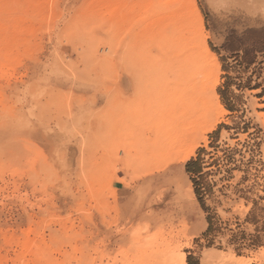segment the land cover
I'll list each match as a JSON object with an SVG mask.
<instances>
[{"label":"rangeland","instance_id":"obj_1","mask_svg":"<svg viewBox=\"0 0 264 264\" xmlns=\"http://www.w3.org/2000/svg\"><path fill=\"white\" fill-rule=\"evenodd\" d=\"M253 8L0 0V264H264V14ZM152 64L166 87L149 80ZM189 94L210 119L174 150L149 149L157 118L178 120Z\"/></svg>","mask_w":264,"mask_h":264},{"label":"bare ground","instance_id":"obj_2","mask_svg":"<svg viewBox=\"0 0 264 264\" xmlns=\"http://www.w3.org/2000/svg\"><path fill=\"white\" fill-rule=\"evenodd\" d=\"M219 1L222 2L224 7L225 6L229 7L230 5L231 6L244 5L246 10H250L254 6H259L260 9L262 8L263 14H264V0H219ZM212 3H213V1H212ZM261 18H264V15H262ZM175 31L178 32V29L175 28ZM190 68H191L190 64L189 65L187 64L185 69L183 70V76L182 77H187L189 75ZM150 70H151V77L149 78V80L151 79L150 81H152V82L155 81L156 83H154V82L152 83L149 81L148 82L149 85H152V84L155 85L156 84V86L154 87V88H156L157 83H159V84L163 85L164 87H166L165 84H162L159 81H157L158 79L161 78L160 74L162 73L161 71H163V69L160 67V65L152 64ZM162 76H163V73H162ZM176 77L177 76H175V78ZM146 78H148V77H146ZM134 79H135V77H134ZM138 79H140V76H138ZM142 79H143V76H142ZM146 81H147V79H146ZM177 81H179V80H177ZM180 82L182 83V81H180ZM150 83H152V84H150ZM158 87H160V86H158ZM157 89H159V88H157ZM160 89H161V87H160ZM167 89L169 90V88H167ZM170 89H172V85H171ZM151 94H152V92H151ZM169 94H170V92H169ZM136 95H137V93H136ZM203 97H204L203 99H205V96H203ZM137 98H138V96H137ZM137 98H135V99H137ZM199 98L200 97H198V99ZM198 99H197V101H198ZM185 100H186L185 104H187V107H185L180 112L178 120L175 117L170 116V115L167 116L165 119H163L162 122H161L160 116H159V118H157L159 123H157L156 126H153L155 133H154L152 139L148 141L149 149H151L152 151H155V152H160V153H165L167 151L174 150L177 148L178 144H180L179 137L182 139V137H185V135L186 136L191 135V133L193 132V130L195 128H197L198 126H200L202 124H205L210 119V114L207 111V108L202 107V110H198V109H200V108L197 109L198 106L196 107V105L198 103L195 106L194 105L191 106V104H192L191 103L192 102V95L191 94L186 96ZM216 101H217V104L219 105V98L218 97H216ZM153 107H154V105H153ZM212 121H213V119H212ZM218 123H219V119L216 118L215 121L211 125L207 126V128L205 129V132L213 131L216 128ZM177 124H179L180 127L177 128ZM202 140H204V134L200 138H198L197 140H194L190 145L182 146V148H180L181 149L180 154L183 157L188 158L191 154L192 149L197 147L199 145L200 141H202Z\"/></svg>","mask_w":264,"mask_h":264},{"label":"trees","instance_id":"obj_3","mask_svg":"<svg viewBox=\"0 0 264 264\" xmlns=\"http://www.w3.org/2000/svg\"><path fill=\"white\" fill-rule=\"evenodd\" d=\"M253 63V62H251ZM186 171L187 173L191 174V175H195V176H200V174L203 173V169L200 166L199 161H190L189 163L186 164ZM201 177V176H200ZM194 183H196V179H193ZM196 194L198 197L203 195V192L200 188H198V184H196ZM202 204L203 201L201 200ZM208 222L210 224L209 228H208V233L207 234H211L214 229H213V223H212V219L208 218Z\"/></svg>","mask_w":264,"mask_h":264}]
</instances>
